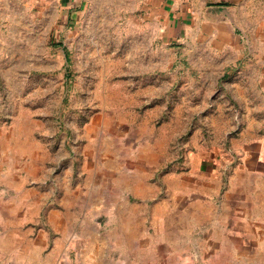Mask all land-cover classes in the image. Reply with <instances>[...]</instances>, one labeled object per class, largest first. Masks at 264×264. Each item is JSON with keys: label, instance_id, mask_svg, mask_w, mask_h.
<instances>
[{"label": "rangeland", "instance_id": "rangeland-1", "mask_svg": "<svg viewBox=\"0 0 264 264\" xmlns=\"http://www.w3.org/2000/svg\"><path fill=\"white\" fill-rule=\"evenodd\" d=\"M0 5V264H264V161L238 169L264 160L262 0L227 41L168 0Z\"/></svg>", "mask_w": 264, "mask_h": 264}, {"label": "crops", "instance_id": "crops-1", "mask_svg": "<svg viewBox=\"0 0 264 264\" xmlns=\"http://www.w3.org/2000/svg\"><path fill=\"white\" fill-rule=\"evenodd\" d=\"M252 0H168L170 7H172L175 11V24L178 26V29L181 30L186 26L191 25L192 27H196L199 32H206L208 35V40L216 41H227L228 38H232L231 36L241 27L244 19V15H240V11L244 9L243 4L245 2H251ZM264 3V0H262ZM5 3V0H0V4ZM2 6L0 5V8ZM244 16V17H242ZM178 35V34H177ZM262 146L260 142L256 146V150L254 153H251L250 159H246L243 157L242 162L240 163L238 169L240 173H251L254 169L248 166L250 160L256 162V164H260L262 161ZM83 175V172H82ZM95 173L90 174V191H94L95 187L100 185V182L93 181L95 177ZM29 199H22L21 205L18 206V209H21L23 212V218L27 221L30 216L31 209L33 206L28 207L26 203H28ZM83 204L82 209L85 210L86 200H82ZM64 205V204H63ZM65 206V205H64ZM7 208H11V206H7ZM27 213V214H26ZM63 214L62 217L65 219L69 217L70 211ZM85 215L83 214L82 217ZM24 220V222H25ZM21 230L24 233L33 232L29 230L28 226L23 225ZM51 230L54 233H61V235L71 234L76 232V229L71 230L68 228V225L64 224L62 226H51ZM86 233L90 232V228L85 227ZM60 241V244H64L66 237L61 236L57 238ZM100 259H91L85 264H96Z\"/></svg>", "mask_w": 264, "mask_h": 264}]
</instances>
